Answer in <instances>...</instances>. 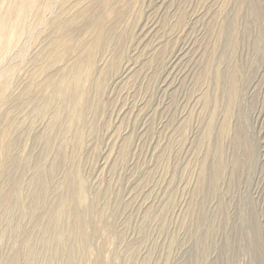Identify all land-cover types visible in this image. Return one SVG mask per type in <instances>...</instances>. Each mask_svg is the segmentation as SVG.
Returning a JSON list of instances; mask_svg holds the SVG:
<instances>
[{
	"label": "rangeland",
	"instance_id": "obj_1",
	"mask_svg": "<svg viewBox=\"0 0 264 264\" xmlns=\"http://www.w3.org/2000/svg\"><path fill=\"white\" fill-rule=\"evenodd\" d=\"M18 5L0 0V264H264V0Z\"/></svg>",
	"mask_w": 264,
	"mask_h": 264
},
{
	"label": "bare ground",
	"instance_id": "obj_2",
	"mask_svg": "<svg viewBox=\"0 0 264 264\" xmlns=\"http://www.w3.org/2000/svg\"><path fill=\"white\" fill-rule=\"evenodd\" d=\"M37 2H38V0H36V6H35V12L36 13L39 12V8H40L37 5ZM33 4H34V0H19V5H18V8H17V13H16L17 14L16 18H17L18 21L25 19L26 14L31 12V10L33 9ZM62 22H64V20ZM7 27H8V25H7L6 21H5L4 15H0V44H1L2 48H3V46H8V39L10 38V33H9V31H7ZM94 29H96V28H94ZM106 36H107V34L105 36H103L102 32H100L98 30V33H97L96 37L91 41L90 45L87 48H84V51H83L84 55L83 54H82L83 56L79 55V57L76 58L74 69L72 70V74H71V79H70L69 82L67 81V83L64 84V85H66L64 87V89H63L64 94L70 95V92L71 93L73 92L74 94H76V97H78V95H79V98L82 97V91H81V88H79L80 87L79 84L82 81H84L86 79V77L88 76L86 73H84V69L83 68L86 65L88 67H90V64H91V61H92V58H91L92 53L100 45H103V43H104V41L106 39ZM64 41H65L64 39L58 38L54 42L57 45H60V44L63 45V44L66 43V41L65 42ZM51 81H53V80H51ZM50 85H51V88L53 89V92L55 94L58 93L60 90H62V88H61L62 86H60V83L58 84L56 82H52ZM62 96H63V94H62ZM65 97H67V96L65 95ZM77 100H75V101H77ZM63 101H64V99H63ZM65 101H66V99H65ZM74 104H76V102ZM72 115H74V112H73ZM77 215H76V220H77V224L79 225L80 220H79V216H77Z\"/></svg>",
	"mask_w": 264,
	"mask_h": 264
}]
</instances>
